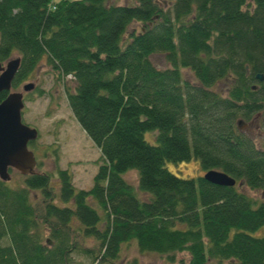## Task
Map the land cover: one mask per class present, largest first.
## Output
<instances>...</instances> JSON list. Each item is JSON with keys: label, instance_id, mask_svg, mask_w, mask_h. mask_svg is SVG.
Returning a JSON list of instances; mask_svg holds the SVG:
<instances>
[{"label": "trees", "instance_id": "trees-1", "mask_svg": "<svg viewBox=\"0 0 264 264\" xmlns=\"http://www.w3.org/2000/svg\"><path fill=\"white\" fill-rule=\"evenodd\" d=\"M131 2L0 0V63L19 58L11 88L42 59L70 77L68 108L100 153L87 190L59 168L22 176L20 187L0 181V264H69L73 251L113 264L130 242L166 264H264V232L252 235L264 229V201L237 189L264 193V148L236 129L262 113L264 135V0ZM191 158L235 185L165 167Z\"/></svg>", "mask_w": 264, "mask_h": 264}, {"label": "rangeland", "instance_id": "rangeland-1", "mask_svg": "<svg viewBox=\"0 0 264 264\" xmlns=\"http://www.w3.org/2000/svg\"><path fill=\"white\" fill-rule=\"evenodd\" d=\"M132 0H106L107 4L126 5L132 4ZM164 10L169 9L174 0H158ZM139 25L131 24L127 28L129 31H137ZM18 55L12 53L7 59H15ZM152 64L159 69L167 67L166 61L162 55L153 54L150 56ZM6 63V61L4 62ZM3 63V65H4ZM182 77L189 83L195 80L188 70H182ZM32 83L38 89L40 94L36 92L23 93V107L21 112V122L37 131V137L32 145L27 148L33 153L36 167L34 172H46L54 175L55 168L66 169L71 174L72 185L76 189L87 190L92 182V177L99 164L100 153L97 148L86 137L83 131L75 122L66 102L65 89L72 91L75 84L70 77L58 79L55 73L42 59L35 69L31 78L20 84L16 89L10 92H22V87ZM223 90L225 83L219 84V88ZM257 115V114H256ZM262 113L254 117L252 121L244 122L243 132L253 139L255 145L264 148V135L259 128ZM154 135L145 133L144 139L153 143ZM166 169L177 177L196 178L201 176L203 172L200 170L199 163L196 159L191 158L181 164H166ZM132 172V171H130ZM133 173L136 174L135 171ZM127 173L126 179L132 184L135 183V175ZM9 181L10 187H20L22 176L16 171L10 170ZM51 186L57 191V180L55 176H51ZM238 191L255 199L256 201H264V193L260 191L248 190L245 186L238 187ZM30 197L39 198L38 192H30ZM264 229H259L253 236L263 235ZM51 244V243H49ZM48 245V243H47ZM92 239H84L82 246L92 247ZM82 247V248H84ZM182 259H186L184 254L179 255ZM166 264L158 255L153 253H139L135 243H127L121 246L118 257L113 264ZM89 257L80 251H73L69 257V264H90ZM93 264H107L105 262Z\"/></svg>", "mask_w": 264, "mask_h": 264}, {"label": "water", "instance_id": "water-1", "mask_svg": "<svg viewBox=\"0 0 264 264\" xmlns=\"http://www.w3.org/2000/svg\"><path fill=\"white\" fill-rule=\"evenodd\" d=\"M19 58L10 59L4 65L0 63V93L6 92L5 98L0 102V181L8 182V170H13L22 176L33 175L36 162L27 144L34 141L37 132L21 123V110L23 107L22 93L10 92L11 82L17 71ZM258 75L257 79L261 80ZM34 85L27 83L22 92L33 90ZM244 126L242 121L236 122L237 130ZM202 178L216 186L233 187L234 179L217 170H208Z\"/></svg>", "mask_w": 264, "mask_h": 264}, {"label": "flooded vegetation", "instance_id": "flooded-vegetation-1", "mask_svg": "<svg viewBox=\"0 0 264 264\" xmlns=\"http://www.w3.org/2000/svg\"><path fill=\"white\" fill-rule=\"evenodd\" d=\"M256 116H258V115H256ZM239 132H240V133H244V132H243V128H242L241 130H239ZM244 134H245V133H244Z\"/></svg>", "mask_w": 264, "mask_h": 264}, {"label": "bare ground", "instance_id": "bare-ground-1", "mask_svg": "<svg viewBox=\"0 0 264 264\" xmlns=\"http://www.w3.org/2000/svg\"><path fill=\"white\" fill-rule=\"evenodd\" d=\"M261 77H262V76H261ZM262 79H263V78H261V80H262ZM261 80H260V81H261Z\"/></svg>", "mask_w": 264, "mask_h": 264}]
</instances>
